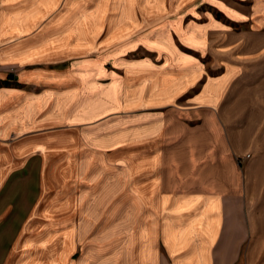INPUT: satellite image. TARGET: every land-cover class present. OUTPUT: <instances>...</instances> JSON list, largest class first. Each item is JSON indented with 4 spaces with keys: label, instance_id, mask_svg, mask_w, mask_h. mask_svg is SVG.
Listing matches in <instances>:
<instances>
[{
    "label": "crops",
    "instance_id": "0c3cea01",
    "mask_svg": "<svg viewBox=\"0 0 264 264\" xmlns=\"http://www.w3.org/2000/svg\"><path fill=\"white\" fill-rule=\"evenodd\" d=\"M194 4L213 13L173 18L162 64L42 65L0 87V264H264V0L123 2ZM38 5L7 20V44L59 0ZM78 38L54 35L46 57L86 54ZM17 43L8 60L45 58L41 40ZM127 147L151 150L135 173Z\"/></svg>",
    "mask_w": 264,
    "mask_h": 264
},
{
    "label": "rangeland",
    "instance_id": "374dc122",
    "mask_svg": "<svg viewBox=\"0 0 264 264\" xmlns=\"http://www.w3.org/2000/svg\"><path fill=\"white\" fill-rule=\"evenodd\" d=\"M123 2L125 0H108L105 5L104 0H59V5L52 9L53 12L51 15L49 14L50 16H41V19L37 20L36 25L30 31L17 35L10 44H7L10 40L4 33L8 23L7 20L14 18L21 20L22 16L17 14L24 13L26 10H33L39 6V0H0V54L5 56L6 47L16 45L21 40H41V46L43 43L45 44V48L41 47V54L46 53L45 58L40 55L30 60L28 66H24L25 64L21 62L22 58H27L26 52H15L11 56L13 60H8L10 55L5 56L7 60H0V87L23 88V84L19 81L20 73L25 68L41 67L42 65H61L60 68L64 70H62V76L66 74L65 70L69 69L73 74H85V76L92 78L97 77V73H101L103 69L116 70L117 65L132 64V62L143 61L144 59L155 61L158 58V64H162L166 60V51L159 50L157 53L155 43L157 39L161 38L162 32L172 25L171 20L174 18L175 21L183 17L185 20L179 22L185 26L188 13H194L197 9L211 12L210 10L213 9L210 6L194 4L183 8L180 11L181 14L175 16L172 13L177 14V12L172 9L154 12L156 8L152 11L151 9H145L143 6L123 5ZM73 4L76 5L72 10ZM121 15L122 18L119 20ZM220 21L225 24V20ZM72 23L74 29L67 34L66 29ZM67 30H70V28ZM77 31L79 47H82L85 42L83 51L86 54H83V52L77 56L65 54L69 53L68 46L67 48L61 47L62 55L55 61H51L46 57L57 50L51 44L54 35H68L72 41H75ZM182 50H184L183 47ZM73 60H75V63H72ZM119 72L121 73V70ZM150 151L148 148L127 147L124 152L126 172L135 173L134 165L136 163L144 164L145 161L143 160L149 158ZM112 153L109 152L108 155L114 157L116 153ZM138 159L139 161H137ZM236 159L240 165V158L236 157ZM239 172H244L242 166ZM239 264L243 263L240 262Z\"/></svg>",
    "mask_w": 264,
    "mask_h": 264
},
{
    "label": "bare ground",
    "instance_id": "6f19581e",
    "mask_svg": "<svg viewBox=\"0 0 264 264\" xmlns=\"http://www.w3.org/2000/svg\"><path fill=\"white\" fill-rule=\"evenodd\" d=\"M137 7V6H136ZM60 45V44H59Z\"/></svg>",
    "mask_w": 264,
    "mask_h": 264
}]
</instances>
